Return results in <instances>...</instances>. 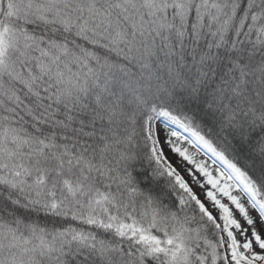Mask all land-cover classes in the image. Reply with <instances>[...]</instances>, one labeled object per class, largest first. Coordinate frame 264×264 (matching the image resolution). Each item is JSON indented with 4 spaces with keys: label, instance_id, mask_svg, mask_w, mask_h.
<instances>
[{
    "label": "snow or ice",
    "instance_id": "obj_1",
    "mask_svg": "<svg viewBox=\"0 0 264 264\" xmlns=\"http://www.w3.org/2000/svg\"><path fill=\"white\" fill-rule=\"evenodd\" d=\"M0 264H264V0H0Z\"/></svg>",
    "mask_w": 264,
    "mask_h": 264
}]
</instances>
